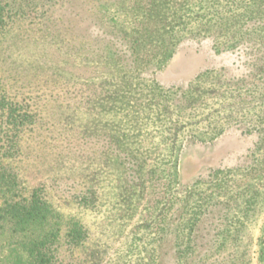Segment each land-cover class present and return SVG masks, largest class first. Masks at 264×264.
<instances>
[{"label": "rangeland", "instance_id": "374dc122", "mask_svg": "<svg viewBox=\"0 0 264 264\" xmlns=\"http://www.w3.org/2000/svg\"><path fill=\"white\" fill-rule=\"evenodd\" d=\"M0 2V166L55 264H264V0Z\"/></svg>", "mask_w": 264, "mask_h": 264}, {"label": "trees", "instance_id": "16d2710c", "mask_svg": "<svg viewBox=\"0 0 264 264\" xmlns=\"http://www.w3.org/2000/svg\"><path fill=\"white\" fill-rule=\"evenodd\" d=\"M5 16L6 10L0 2V30ZM10 138V129L1 128L0 124V151L5 143L10 146ZM21 193L16 176L0 166V264H55L59 214L39 189H33L27 196ZM68 235L75 241L80 231L74 226Z\"/></svg>", "mask_w": 264, "mask_h": 264}, {"label": "crops", "instance_id": "0c3cea01", "mask_svg": "<svg viewBox=\"0 0 264 264\" xmlns=\"http://www.w3.org/2000/svg\"><path fill=\"white\" fill-rule=\"evenodd\" d=\"M222 69H223V68H221V69H220V71H221V72H224ZM239 69H241V68H239V67H238V70H239ZM240 75H241V74H238V76H237V77H239V78H240ZM223 138H224V136H222V139H223Z\"/></svg>", "mask_w": 264, "mask_h": 264}]
</instances>
